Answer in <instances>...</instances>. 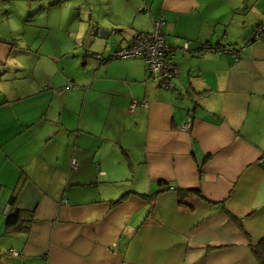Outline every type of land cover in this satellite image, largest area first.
Wrapping results in <instances>:
<instances>
[{
	"label": "crops",
	"instance_id": "crops-1",
	"mask_svg": "<svg viewBox=\"0 0 264 264\" xmlns=\"http://www.w3.org/2000/svg\"><path fill=\"white\" fill-rule=\"evenodd\" d=\"M104 5L53 34L0 29V264H259L264 0ZM160 15L169 89L109 59Z\"/></svg>",
	"mask_w": 264,
	"mask_h": 264
},
{
	"label": "rangeland",
	"instance_id": "rangeland-1",
	"mask_svg": "<svg viewBox=\"0 0 264 264\" xmlns=\"http://www.w3.org/2000/svg\"><path fill=\"white\" fill-rule=\"evenodd\" d=\"M54 1L56 0H10L5 4V0H0V29L2 27L5 36L12 34L14 37L23 34L30 36L43 35L44 32L47 34L61 32L65 29V25L51 26V30L42 25L45 20L51 24L61 19L65 24L73 18L79 24L80 20L85 21L89 15L95 17L100 15L104 11V4L107 0H57L62 5L59 6L60 8L56 5L55 8L49 5Z\"/></svg>",
	"mask_w": 264,
	"mask_h": 264
},
{
	"label": "built area",
	"instance_id": "built-area-1",
	"mask_svg": "<svg viewBox=\"0 0 264 264\" xmlns=\"http://www.w3.org/2000/svg\"><path fill=\"white\" fill-rule=\"evenodd\" d=\"M163 25L164 19L160 15L152 20L150 31L134 33L127 46L115 49L110 56L118 59H142L147 77L154 80L159 87L169 89L172 88V80L177 76V68L173 61L174 50L167 44L162 31ZM254 33L255 36L264 33V24L257 26ZM203 47L207 48V46ZM213 48L217 49V47ZM139 104L146 105L145 102L131 99L129 110H134ZM189 123L190 119L182 128H187Z\"/></svg>",
	"mask_w": 264,
	"mask_h": 264
},
{
	"label": "trees",
	"instance_id": "trees-1",
	"mask_svg": "<svg viewBox=\"0 0 264 264\" xmlns=\"http://www.w3.org/2000/svg\"><path fill=\"white\" fill-rule=\"evenodd\" d=\"M218 48V46H216ZM204 49H210L209 47ZM111 58V56H109V59ZM192 192V193H196V194H200L198 190H188L187 193ZM13 197L11 199V202L13 201ZM18 216H19V211L15 210L14 212H12L11 214L8 215L7 217V228H12L14 225H16L17 220H18ZM252 250H253V254L255 256V258L257 259V261L259 262V264H264V239H262L261 241H259L256 245L251 246Z\"/></svg>",
	"mask_w": 264,
	"mask_h": 264
}]
</instances>
